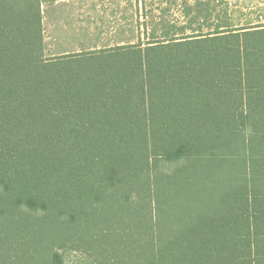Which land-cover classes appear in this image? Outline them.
Returning <instances> with one entry per match:
<instances>
[{
  "label": "trees",
  "instance_id": "1",
  "mask_svg": "<svg viewBox=\"0 0 264 264\" xmlns=\"http://www.w3.org/2000/svg\"><path fill=\"white\" fill-rule=\"evenodd\" d=\"M43 2L0 0V264H264V23L47 57Z\"/></svg>",
  "mask_w": 264,
  "mask_h": 264
},
{
  "label": "rangeland",
  "instance_id": "2",
  "mask_svg": "<svg viewBox=\"0 0 264 264\" xmlns=\"http://www.w3.org/2000/svg\"><path fill=\"white\" fill-rule=\"evenodd\" d=\"M96 12L88 30L81 24L77 25L78 31H53L46 27L45 55L53 57L264 23V0H99ZM175 167L176 163L170 161L160 165L163 170ZM60 254L62 264H96L93 256L82 251L67 249Z\"/></svg>",
  "mask_w": 264,
  "mask_h": 264
},
{
  "label": "crops",
  "instance_id": "3",
  "mask_svg": "<svg viewBox=\"0 0 264 264\" xmlns=\"http://www.w3.org/2000/svg\"><path fill=\"white\" fill-rule=\"evenodd\" d=\"M98 1L99 0H44L43 14L45 33L46 27L48 30L52 29L53 31H66L68 29L71 31H78L77 25L81 24L83 27L87 28V26L92 23L94 16H97ZM82 30L85 29L82 28ZM74 45L75 43L70 46ZM68 53L70 52L61 53L60 55Z\"/></svg>",
  "mask_w": 264,
  "mask_h": 264
}]
</instances>
